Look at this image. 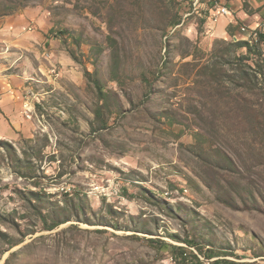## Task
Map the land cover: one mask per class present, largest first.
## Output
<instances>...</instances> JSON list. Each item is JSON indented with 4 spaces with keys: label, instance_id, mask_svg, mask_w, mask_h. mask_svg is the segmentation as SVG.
I'll return each instance as SVG.
<instances>
[{
    "label": "rangeland",
    "instance_id": "obj_1",
    "mask_svg": "<svg viewBox=\"0 0 264 264\" xmlns=\"http://www.w3.org/2000/svg\"><path fill=\"white\" fill-rule=\"evenodd\" d=\"M200 1L0 0V264H264V34Z\"/></svg>",
    "mask_w": 264,
    "mask_h": 264
},
{
    "label": "crops",
    "instance_id": "obj_2",
    "mask_svg": "<svg viewBox=\"0 0 264 264\" xmlns=\"http://www.w3.org/2000/svg\"><path fill=\"white\" fill-rule=\"evenodd\" d=\"M222 4H228L230 10L226 17H219L216 23V34L223 36L227 34L228 27H237L238 25L245 26L250 32L257 31L264 34V0H251V10L254 9V14H247L243 11L241 0H220ZM199 7H205V3L200 1ZM208 19L211 21L210 10ZM209 25V24H208ZM244 29V28H242ZM241 29V30H242Z\"/></svg>",
    "mask_w": 264,
    "mask_h": 264
},
{
    "label": "trees",
    "instance_id": "obj_3",
    "mask_svg": "<svg viewBox=\"0 0 264 264\" xmlns=\"http://www.w3.org/2000/svg\"><path fill=\"white\" fill-rule=\"evenodd\" d=\"M28 4V2H23L22 5H20L19 7L21 8H24L26 7ZM259 40L261 42H264V36L263 35H260L259 36ZM235 48L236 49H246L248 54H251L252 51H254L255 49H257L259 51V44H255L253 46H249V43L247 42H238V43H235L234 44ZM260 57V55H258ZM244 58V57H242ZM254 69L250 66H246V69H241L240 70V76H241V82H242V85L241 87H244V88H241V89H244V90H249L250 88H247L246 87V83L253 86V87H257V85L259 84V77L261 79H264V59L258 61L255 65H254ZM174 250H178L179 253L176 254L177 256V259H176V264H189V259L187 258V255L185 253H182L180 249H177V248H174ZM195 260L198 261V259L196 257H194ZM213 264H235V263H230L228 261H216L215 263Z\"/></svg>",
    "mask_w": 264,
    "mask_h": 264
},
{
    "label": "built area",
    "instance_id": "obj_4",
    "mask_svg": "<svg viewBox=\"0 0 264 264\" xmlns=\"http://www.w3.org/2000/svg\"><path fill=\"white\" fill-rule=\"evenodd\" d=\"M179 2H190V6L194 7L195 9L198 7V5L200 4V0H178ZM229 15L228 10L225 7H221V6H217L214 9L210 10V16H211V21L213 23L218 21L219 17H226ZM243 32H245V29H242ZM254 32V31H252Z\"/></svg>",
    "mask_w": 264,
    "mask_h": 264
}]
</instances>
